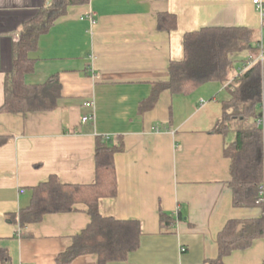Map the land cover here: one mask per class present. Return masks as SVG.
I'll return each mask as SVG.
<instances>
[{"label": "crops", "instance_id": "obj_1", "mask_svg": "<svg viewBox=\"0 0 264 264\" xmlns=\"http://www.w3.org/2000/svg\"><path fill=\"white\" fill-rule=\"evenodd\" d=\"M46 0H0V108L5 77L21 25ZM161 13L177 25L161 30ZM264 16L253 0H89L39 39L31 52L30 84L58 75L62 93L50 111H0V264H59L74 235L91 222L88 206L46 214L20 230L9 214L28 207L33 188L56 175L66 184L96 180V136L121 135L115 154L118 191L99 201L102 216L139 221L140 247L107 264H212L218 234L231 219H254L260 206L236 207L230 187L226 137L214 128L228 86L207 83L188 95L160 92L172 61L184 59V36L204 27H247L264 34ZM242 63H237V68ZM88 103L90 105H88ZM89 120L84 122L83 116ZM161 211L176 222L162 227ZM226 264H264V237L224 258ZM94 253L68 264H99Z\"/></svg>", "mask_w": 264, "mask_h": 264}, {"label": "trees", "instance_id": "obj_2", "mask_svg": "<svg viewBox=\"0 0 264 264\" xmlns=\"http://www.w3.org/2000/svg\"><path fill=\"white\" fill-rule=\"evenodd\" d=\"M50 1V0H46ZM89 0H51L30 21L21 25L19 38L13 46V66L6 74L5 100L0 111L19 113L50 111L57 107L62 93L58 75L46 82L30 84L26 76L35 71L31 57L40 37L68 13L71 6L84 5ZM177 25L174 14L161 13L158 27L171 30ZM264 27V20H263ZM258 33L247 27H204L184 36V59L172 61L170 79L154 85L152 101L160 92L188 95L207 83L228 86V97L222 101L223 113L214 128L215 133L228 137L224 153L231 159L230 187L236 207L260 206L261 185L264 182V126L258 124L264 111V63L260 54ZM253 62L237 77V63ZM9 136L0 135V146ZM124 150L121 135L96 136V180L92 184H66L56 175L33 188L28 207L7 216L23 230L29 223L40 222L46 214L70 212L85 203L91 216L90 224L74 235L65 251L57 256L59 264H68L76 257L94 253L99 264L126 260L140 247L139 221L104 217L99 210L103 197L118 191L115 154ZM174 215L161 211L162 227L176 222ZM264 237V214L254 219H231L218 234L219 256L212 264H226L224 258L236 250L247 249Z\"/></svg>", "mask_w": 264, "mask_h": 264}, {"label": "built area", "instance_id": "obj_3", "mask_svg": "<svg viewBox=\"0 0 264 264\" xmlns=\"http://www.w3.org/2000/svg\"><path fill=\"white\" fill-rule=\"evenodd\" d=\"M254 4L257 6V8L260 10L262 15L264 16V0H253ZM258 46L260 48V54L257 59L261 60L264 63V34L262 33ZM253 62H248V63H242L240 67L237 68V75L236 77L243 72L245 69L248 68ZM88 105H90L88 103ZM89 120V117L87 115L83 116V121L86 122ZM258 124L264 126V111L262 113V117L258 119ZM258 203H261L264 205V182L261 185V190H260V199L258 200ZM21 230V229H20Z\"/></svg>", "mask_w": 264, "mask_h": 264}, {"label": "rangeland", "instance_id": "obj_4", "mask_svg": "<svg viewBox=\"0 0 264 264\" xmlns=\"http://www.w3.org/2000/svg\"><path fill=\"white\" fill-rule=\"evenodd\" d=\"M258 36H259V34H258Z\"/></svg>", "mask_w": 264, "mask_h": 264}]
</instances>
